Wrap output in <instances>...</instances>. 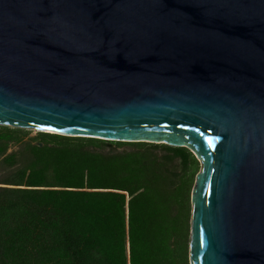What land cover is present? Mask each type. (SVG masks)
<instances>
[{
  "label": "water",
  "instance_id": "1",
  "mask_svg": "<svg viewBox=\"0 0 264 264\" xmlns=\"http://www.w3.org/2000/svg\"><path fill=\"white\" fill-rule=\"evenodd\" d=\"M0 125L188 147L190 264H264V0H0Z\"/></svg>",
  "mask_w": 264,
  "mask_h": 264
},
{
  "label": "trees",
  "instance_id": "2",
  "mask_svg": "<svg viewBox=\"0 0 264 264\" xmlns=\"http://www.w3.org/2000/svg\"><path fill=\"white\" fill-rule=\"evenodd\" d=\"M0 126V264H190L188 147Z\"/></svg>",
  "mask_w": 264,
  "mask_h": 264
},
{
  "label": "rangeland",
  "instance_id": "3",
  "mask_svg": "<svg viewBox=\"0 0 264 264\" xmlns=\"http://www.w3.org/2000/svg\"><path fill=\"white\" fill-rule=\"evenodd\" d=\"M1 126V125H0ZM5 126V125H3ZM17 128V127H13ZM25 130L24 135H23V142L22 143H11L9 146L8 152H13V151H22L23 148L25 147V143L28 142H34L35 138H37L40 134V130L37 129H31V128H23ZM202 168V165H201ZM12 172L11 169H7L4 166H0V186H3L4 184L1 183L3 182L7 176Z\"/></svg>",
  "mask_w": 264,
  "mask_h": 264
}]
</instances>
